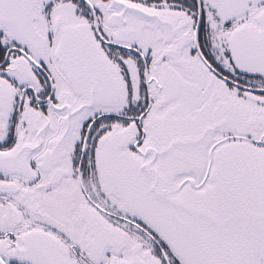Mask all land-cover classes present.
<instances>
[{
  "label": "snow or ice",
  "instance_id": "obj_1",
  "mask_svg": "<svg viewBox=\"0 0 264 264\" xmlns=\"http://www.w3.org/2000/svg\"><path fill=\"white\" fill-rule=\"evenodd\" d=\"M0 264H264V0H0Z\"/></svg>",
  "mask_w": 264,
  "mask_h": 264
}]
</instances>
